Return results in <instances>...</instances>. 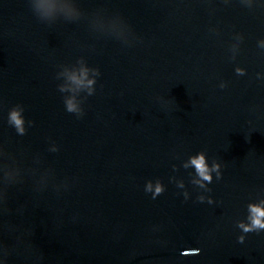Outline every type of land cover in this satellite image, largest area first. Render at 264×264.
I'll return each instance as SVG.
<instances>
[{"label": "water", "instance_id": "1", "mask_svg": "<svg viewBox=\"0 0 264 264\" xmlns=\"http://www.w3.org/2000/svg\"><path fill=\"white\" fill-rule=\"evenodd\" d=\"M55 2L0 0V264H264V0Z\"/></svg>", "mask_w": 264, "mask_h": 264}, {"label": "clouds", "instance_id": "2", "mask_svg": "<svg viewBox=\"0 0 264 264\" xmlns=\"http://www.w3.org/2000/svg\"><path fill=\"white\" fill-rule=\"evenodd\" d=\"M34 7L35 11L38 12L40 16L45 18L52 17L57 10V4L55 0H39V3ZM64 12L69 17L76 14L75 9L71 7H65ZM88 71L89 70L87 68H82L79 75L72 74L69 76V79L77 86V88H86L88 90V95L91 96L95 91L94 85L96 84V80L88 78ZM236 72L238 75H243L242 69L238 68ZM99 74L100 73L98 69L93 70L94 76H98ZM223 87L224 85L222 84L221 88ZM59 91L63 92L65 91V88L63 86H59ZM64 103L66 106V110L69 113H75L77 115L82 114V108L78 103L75 102L74 98L65 99ZM23 112V107L21 105H16L11 108L8 113L9 125L13 126L16 132L21 136L26 133L25 117L23 116ZM28 123L29 125L32 124L31 121H29ZM53 151H57V149H53ZM190 163L192 166H194L195 171L199 177V179L194 181V183L198 184L202 188L205 187V183L203 182H206L207 184H210L212 182L213 179L211 173L215 172L217 179H219L221 176V164L218 162H213L210 168L206 161V156L203 152H200L196 156L191 157ZM178 186L183 187V184L180 183ZM145 191L151 192L153 198H155L156 196L164 192V186L159 181H157L155 186H153L152 182L149 181L145 186ZM184 195L185 198H187L186 192L184 193ZM198 199L200 201H204V197H198ZM212 202L213 201L211 200V198H209L208 203L211 204ZM262 205H264V201H262L260 204L250 203L248 205L247 222L239 221L237 223V227L241 229L243 233L259 232L261 230H264V206ZM244 239V235L238 237V241L240 243H243Z\"/></svg>", "mask_w": 264, "mask_h": 264}]
</instances>
